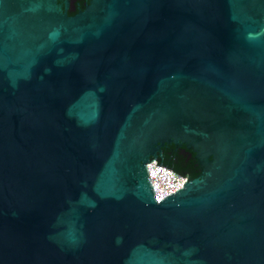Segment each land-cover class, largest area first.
<instances>
[{
    "label": "water",
    "instance_id": "1",
    "mask_svg": "<svg viewBox=\"0 0 264 264\" xmlns=\"http://www.w3.org/2000/svg\"><path fill=\"white\" fill-rule=\"evenodd\" d=\"M67 7L0 0V264H264V0Z\"/></svg>",
    "mask_w": 264,
    "mask_h": 264
},
{
    "label": "built area",
    "instance_id": "2",
    "mask_svg": "<svg viewBox=\"0 0 264 264\" xmlns=\"http://www.w3.org/2000/svg\"><path fill=\"white\" fill-rule=\"evenodd\" d=\"M145 165L153 196L157 202L182 189L188 180L187 175L177 173L157 159H151Z\"/></svg>",
    "mask_w": 264,
    "mask_h": 264
},
{
    "label": "trees",
    "instance_id": "3",
    "mask_svg": "<svg viewBox=\"0 0 264 264\" xmlns=\"http://www.w3.org/2000/svg\"><path fill=\"white\" fill-rule=\"evenodd\" d=\"M162 154L158 161L177 173L194 178L200 173V166L195 158L194 152L187 149L184 145L177 146L173 143L162 146ZM183 150V152H181Z\"/></svg>",
    "mask_w": 264,
    "mask_h": 264
},
{
    "label": "flooded vegetation",
    "instance_id": "4",
    "mask_svg": "<svg viewBox=\"0 0 264 264\" xmlns=\"http://www.w3.org/2000/svg\"><path fill=\"white\" fill-rule=\"evenodd\" d=\"M67 2H68L67 13L69 15H73L83 10L86 7V5L90 2V0H67ZM58 3L61 6H64L65 0H58ZM181 152H183V150H181Z\"/></svg>",
    "mask_w": 264,
    "mask_h": 264
}]
</instances>
